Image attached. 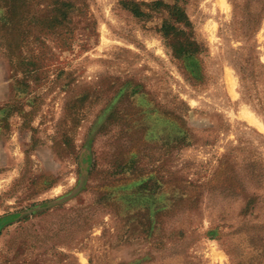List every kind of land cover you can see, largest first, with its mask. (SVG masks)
Masks as SVG:
<instances>
[{
	"label": "rangeland",
	"instance_id": "1",
	"mask_svg": "<svg viewBox=\"0 0 264 264\" xmlns=\"http://www.w3.org/2000/svg\"><path fill=\"white\" fill-rule=\"evenodd\" d=\"M0 264H264V0H0Z\"/></svg>",
	"mask_w": 264,
	"mask_h": 264
}]
</instances>
